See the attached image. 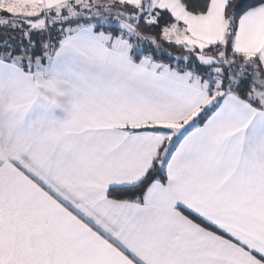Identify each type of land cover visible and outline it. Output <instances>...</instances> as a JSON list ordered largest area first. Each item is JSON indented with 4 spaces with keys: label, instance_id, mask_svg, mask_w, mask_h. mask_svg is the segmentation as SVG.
<instances>
[{
    "label": "snow or ice",
    "instance_id": "1",
    "mask_svg": "<svg viewBox=\"0 0 264 264\" xmlns=\"http://www.w3.org/2000/svg\"><path fill=\"white\" fill-rule=\"evenodd\" d=\"M0 264H264V0H0Z\"/></svg>",
    "mask_w": 264,
    "mask_h": 264
}]
</instances>
